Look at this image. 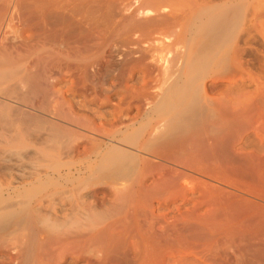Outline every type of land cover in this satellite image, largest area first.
Here are the masks:
<instances>
[{"label":"bare ground","instance_id":"6f19581e","mask_svg":"<svg viewBox=\"0 0 264 264\" xmlns=\"http://www.w3.org/2000/svg\"><path fill=\"white\" fill-rule=\"evenodd\" d=\"M12 3L45 37L9 39L0 5V264H264V143L205 87L250 61L253 0Z\"/></svg>","mask_w":264,"mask_h":264},{"label":"rangeland","instance_id":"374dc122","mask_svg":"<svg viewBox=\"0 0 264 264\" xmlns=\"http://www.w3.org/2000/svg\"><path fill=\"white\" fill-rule=\"evenodd\" d=\"M2 1H3V3H2ZM5 1H7V3H8V6L6 5V3H5ZM11 1V2H10ZM0 0V5L1 4H5L4 5V7L5 6H7V9H5V12L3 13V17L4 16H6V17H4L3 19H2V22H1V26H2V28H3V30H11V31H9V32H7V37L9 38V39H21V40H23V41H25V43H26V46H32V45H34V42L35 41H37V40H43L44 39V37L45 36H43L42 35V33H41V31L40 30H37V29H34L35 27H33V25L30 23V22H26L25 20H21V19H18V18H15L14 16H16L17 14H16V12H17V10H16V8L14 7V4L12 3V1L13 0ZM9 2H10V4H9ZM6 8V7H5ZM16 10V12H14ZM13 12H14V14H13ZM250 12H251V14H250ZM5 13H6V15H5ZM18 13V12H17ZM249 14L248 15H250L249 16V19H250V22H249V24H250V27H249V29L248 30H250V32H248V30H246V28H248V25L246 26V28H245V24H243V22L241 21V23L239 22V24H238V26H237V33L235 34V37L236 38H234L233 39V41L235 42V43H233V45H234V47H233V45H232V51L235 49L236 51H233L232 53L234 54V55H237V56H245V55H247V56H245V58H246V60L248 59V60H252L251 62L249 61V62H247L246 60H243L244 59V57L242 58L241 57V59H242V63H246L247 62V64H243V66L245 65V67L243 68V66H242V70H241V68H240V70H238V68H236V66H238V65H236V64H232V62L231 63H229L228 64V67H227V69L225 70V75L223 74V76L221 75V73H224V71L223 72H221L220 73V75H218L220 78H221V82L219 81L218 82V79L217 80H213V79H211V77H209V78H207L208 79V81L206 82L205 81V87L207 88V86H208V88H207V90H208V93H209V89L210 88H214V89H216L215 91H214V89L212 88V89H210V91L212 92V95L211 94H208V96L209 95H211V96H209L211 99H212V97L213 96H215V97H213V100L215 101V99L214 98H216V101L217 100H221V101H219L220 103H224L225 101H228V102H231L233 105H235V104H237V106H239V109L241 108L242 109V115H244V116H242L243 118V121H244V123H246L247 125H248V127H247V130H245V131H242L241 133H240V139L238 140V142H237V147L238 146H242L241 147V149L243 148V146L245 147V146H247L248 147V149H249V146H251L250 147V150H247L246 148L247 147H245V151H256L257 150V148H259V145L260 144H262V143H264V137H262V136H264V0H253V8L248 12ZM7 18V19H6ZM14 18V19H13ZM16 20V21H15ZM17 26V27H16ZM243 26V27H242ZM6 27V28H5ZM49 28V30H50V27H48ZM20 29V30H19ZM252 29V30H251ZM6 30V31H7ZM34 31V32H33ZM249 33V35H247V33ZM35 33V34H34ZM40 33V34H39ZM10 34V35H9ZM15 36V37H14ZM28 36V37H27ZM17 37V38H16ZM34 37V38H33ZM30 41V42H29ZM32 41V42H31ZM33 43V44H32ZM36 43V42H35ZM245 43V44H244ZM29 44V45H28ZM30 44H32V45H30ZM240 44H242V45H240ZM247 44V45H246ZM43 45V44H42ZM41 45V46H42ZM45 46H40V47H38V49H37V51H36V53L34 54V56H37V55H42V53L44 54H52V56L53 57H56V54H57V56L60 54L57 50H54L55 48H53L54 46H52V45H46V44H44ZM245 45V46H244ZM238 46V47H237ZM240 46V47H239ZM43 47H44V49H43ZM46 47H48L49 49H47ZM51 47V48H50ZM41 48H42V50H41ZM53 48V49H52ZM243 48V49H242ZM245 48V49H244ZM241 49L243 50V51H241ZM46 50H48V52H49V50H50V52L48 53V52H44V51H46ZM53 52V53H52ZM55 52V53H54ZM247 52V53H246ZM242 53H244L243 55H242ZM241 54V55H240ZM60 56H63V57H65V55L62 53ZM258 56V57H257ZM248 57V58H247ZM263 59V60H262ZM246 61V62H245ZM250 63V64H249ZM236 65V66H235ZM248 65H250V66H248ZM231 66H233L234 67V71L236 72V73H238V75L240 76V75H242V76H240V78H237V79H235V77H239L237 74H235V72H231V71H233V68L231 67ZM247 66V67H246ZM230 67V68H229ZM239 67V66H238ZM246 68V69H245ZM251 72V73H250ZM229 73H230V76L231 77H228V78H232V79H230V81H229V79L226 77V75L228 76L229 75ZM233 73V75H231ZM242 73V74H241ZM244 73V74H243ZM255 73V74H254ZM219 74V73H218ZM246 74V75H245ZM235 75V77H233ZM237 75V76H236ZM224 77V78H223ZM250 77V78H249ZM253 77H255L254 79H253ZM223 78V79H222ZM235 79V80H234ZM248 79V80H247ZM225 80H228V81H225ZM237 80V81H236ZM247 81V83H245L244 81ZM257 80H261L260 81V83L257 81ZM214 81V83L212 84V82ZM225 81V82H224ZM254 81H256V83L257 84H262L261 85V87L259 86H256L257 84H255V82ZM218 83V84H217ZM224 83V84H223ZM229 83V84H228ZM251 83V84H250ZM252 83L254 84V85H252ZM61 84V85H60ZM65 84H70V82H67V83H65V81H63V83L62 82H60V83H57V85L55 86V88L56 89H58V87H59V89L60 88H64L65 86ZM222 84V85H221ZM247 84V85H246ZM219 85V86H218ZM224 85H226V86H224ZM236 85H239V86H236ZM247 87H246V86ZM61 86V87H60ZM209 86H211V87H209ZM216 86V87H215ZM229 86V87H228ZM230 86H233V87H231V88H233V90L235 91L236 90V92L235 93H233V92H230L231 90L229 89L230 88ZM236 86V88H234ZM240 86H243V87H241L240 88ZM248 86L250 87V88H248ZM244 87H246V88H244ZM217 88H219V89H217ZM226 88H228L227 90H225ZM238 88H240L241 90L239 91L238 90ZM259 88V89H258ZM64 89H66V87L64 88ZM261 89V90H260ZM229 90V91H228ZM243 90V91H242ZM260 90V91H259ZM263 90V91H262ZM228 91V92H227ZM210 92V93H211ZM218 92H220V94H221V92H222V95H218ZM223 92H227V93H223ZM243 92V93H242ZM245 92V93H244ZM249 92V93H248ZM252 92H254V94L252 93ZM256 92L258 93V94H256ZM260 92V93H259ZM215 93H216V95H215ZM229 93V94H228ZM251 93V94H250ZM70 96H69V95ZM250 94V95H249ZM67 95H68V98H70L69 100H72V101H74L73 100V98L75 99V97H76V99L77 98H79V99H77V100H80L81 99V97L80 96H78V95H73V94H70V93H66V97H67ZM247 95H249V96H247ZM253 97H252V96ZM254 95H256V97H257V99H256V97L254 98ZM258 95V96H257ZM75 96V97H74ZM234 96H236L234 99H233V101H232V98L234 97ZM238 96V97H237ZM241 96V97H240ZM220 97V98H219ZM67 98V99H68ZM237 98V99H236ZM240 98V99H239ZM250 98H251V100H250ZM236 99V100H235ZM247 99H249L248 101H247ZM235 100V101H234ZM76 101V100H75ZM216 101H215V103H216ZM244 101V102H243ZM246 102V103H245ZM248 102V103H247ZM254 104V105H252V103ZM246 104V105H244V104ZM249 103H251V105L249 104ZM241 104H243V105H241ZM247 104H249V105H247ZM256 105H258V106H256ZM241 106V107H240ZM242 106H243V108H242ZM251 106V108H249ZM255 106V107H254ZM246 107V108H245ZM240 109V110H241ZM253 112V113H252ZM246 115V116H245ZM249 116H252V117H249ZM245 118H247V119H245ZM251 118V119H250ZM248 120V121H247ZM253 121V123H254V125H252L253 123H251L252 121ZM247 121V122H246ZM251 121V122H250ZM251 128H250V127ZM254 126V127H253ZM252 135V136H251ZM242 136L244 137V136H250V137H248L249 139L250 138H252L253 140H257L256 142L255 141H253V140H248L246 137H245V139L246 140H248V142H246V144H250V145H245V143H244V139L242 138ZM260 136H261V138H260ZM254 138H256V139H254ZM258 138H260V140L258 139ZM242 140H244V141H242ZM250 141H252V142H250ZM260 141V142H259ZM243 142V143H242ZM255 142V143H254ZM252 143V144H251ZM256 143H258V144H256ZM242 144V145H241ZM254 146V148H253V146ZM258 146V147H257ZM257 147V148H256ZM260 147H262V145H260ZM240 148V147H239ZM261 148H259L258 150H259V152L262 154V153H264V145H263V147H262V149L260 150ZM243 150V149H242ZM258 150L256 151V152H258ZM258 152V153H259ZM264 155V154H263ZM190 181L191 180H187L185 183L187 184V186L188 185H190V184H192V183H190ZM193 181V180H192ZM198 182V181H197ZM190 183V184H189ZM195 183V187H197L196 185H198L199 184V182H198V184L196 183V181L194 182ZM194 183H193V185H194ZM200 185H201V183H200ZM199 185V186H200ZM197 187V188H193V186L192 185H190V186H188V187H192L193 189H194V191H195V193H194V195H190V197L192 196H195V194H197V196L199 195V190H197V189H200L201 188V186L200 187ZM197 196H195V197H197ZM195 204V202H192V203H189V204ZM191 205H189V206H191ZM200 208H202L203 210H205V208L204 207H199V211H198V213L199 212H201V211H203L202 209L200 210ZM205 211H203V213H204ZM202 213V212H201ZM187 221H188V223L190 222L191 223V221H192V219L190 218V219H188L187 218ZM189 229V228H188ZM191 231V232H190ZM190 231L188 230L187 231V240L188 241H192L193 240V233H192V230L190 229ZM190 232V233H189ZM189 234H190V237H189ZM248 236V237H247ZM249 236L250 235H246V236H244V237H246V238H244V239H249ZM192 237V239H190ZM189 238V239H188ZM204 247V246H203ZM206 247V246H205ZM225 248H227V247H225ZM224 249V248H223ZM225 250V249H224ZM230 251L232 252V249H230ZM209 252V251H208ZM221 252H223V253H221ZM220 253L223 255L224 254V251H221ZM176 253V254H175ZM173 254H175V255H172V254H165V256L162 258V264H168V263H170L171 264V262L172 261H174L173 262V264L174 263H176L175 261H177L176 260V258L178 259V261L179 260H181V259H179L178 257L179 256H182V257H184V258H182V260H184L185 259V256H186V258H187V260H185V261H187L188 262V264H190V263H197V264H199L200 262L202 263V260H203V263L202 264H207L206 263V261H208L206 258H205V254H206V252H205V254H204V252L202 253L203 255V257H201V256H198V255H193L192 254V256H191V254H190V257H189V255H188V253H186V255L184 256L183 254H181V253H178V252H174ZM179 254V255H178ZM168 255H169V257H168ZM200 255V254H199ZM188 256V257H187ZM194 256V257H193ZM197 256V257H196ZM193 257V260L195 259V261H193L192 259H191V262L189 261V259L190 258H192ZM196 257V258H195ZM199 257H201V258H199ZM167 258H169V259H171V262H170V260H169V262L168 261H166L167 260ZM189 258V259H188ZM205 258V259H204ZM173 259V260H172ZM198 259H200V260H198ZM181 260V262L179 261H177L178 262V264H183V262H184V264H187V262H185V261H182ZM204 260H205V262H204ZM211 260H213V259H211ZM193 261V262H192ZM199 263H198V262ZM210 261V260H209ZM217 261V263H215V264H226L227 262H226V260L224 261V259L223 260H213V261H211L210 263H208V264H212V262H216ZM219 261V262H218ZM222 261V262H221ZM167 262V263H166ZM190 262V263H189ZM194 263V264H195ZM200 263V264H201ZM177 264V263H176Z\"/></svg>","mask_w":264,"mask_h":264}]
</instances>
